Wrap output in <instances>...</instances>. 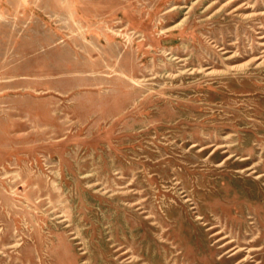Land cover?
<instances>
[{
    "label": "rangeland",
    "instance_id": "rangeland-1",
    "mask_svg": "<svg viewBox=\"0 0 264 264\" xmlns=\"http://www.w3.org/2000/svg\"><path fill=\"white\" fill-rule=\"evenodd\" d=\"M237 262L264 264V0H0V264Z\"/></svg>",
    "mask_w": 264,
    "mask_h": 264
},
{
    "label": "bare ground",
    "instance_id": "bare-ground-1",
    "mask_svg": "<svg viewBox=\"0 0 264 264\" xmlns=\"http://www.w3.org/2000/svg\"><path fill=\"white\" fill-rule=\"evenodd\" d=\"M140 196V195H139ZM138 199V198H137ZM149 213V212H148ZM62 214V213H61ZM64 218V217H63ZM250 224H254V225H256L257 226V222L254 220V217H253V221L251 220V222H250ZM213 227H215V226H212V228ZM253 229H257V227H254ZM219 233H222V230H218V231H216V232H214V234H219ZM254 234H251L254 238L255 237H257L258 235H259V231H257L256 233L255 232H253ZM75 236V235H74ZM228 237V235H223L220 239H224V238H227ZM251 237V236H250ZM219 240V239H218ZM255 239H251L250 240V242H253ZM80 241V240H79ZM236 240L235 239H233V238H231V239H229L228 241H226L225 243H223L222 245H220V247H225V246H228V245H230V244H232V243H234ZM252 247H254V246H251V247H248V246H242V245H239V244H234V245H232L231 247H229L228 249H227V252H230V254H229V257H236L237 255H239L240 254V252H242V251H245L246 249V251H248L249 252V250H251L252 249ZM247 256H250L249 255V253L248 254H245L244 255V257L240 260V261H244V262H246L247 261ZM223 257V256H222ZM221 257V258H222ZM239 262V261H238ZM238 262L237 263H233V264H238ZM13 264V263H12Z\"/></svg>",
    "mask_w": 264,
    "mask_h": 264
}]
</instances>
